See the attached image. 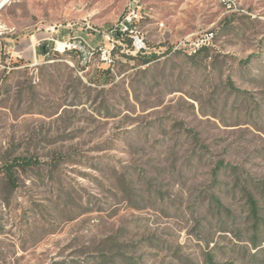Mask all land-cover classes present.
<instances>
[{
	"label": "rangeland",
	"instance_id": "1",
	"mask_svg": "<svg viewBox=\"0 0 264 264\" xmlns=\"http://www.w3.org/2000/svg\"><path fill=\"white\" fill-rule=\"evenodd\" d=\"M133 2L0 10V264H255L243 186L264 207V0H137L142 52L116 34ZM66 33L86 64L54 49ZM16 155L40 164L9 192Z\"/></svg>",
	"mask_w": 264,
	"mask_h": 264
},
{
	"label": "trees",
	"instance_id": "2",
	"mask_svg": "<svg viewBox=\"0 0 264 264\" xmlns=\"http://www.w3.org/2000/svg\"><path fill=\"white\" fill-rule=\"evenodd\" d=\"M116 34L119 36V38L126 36L127 37L126 40L129 46H133V38L129 37L128 34L123 33L119 30L117 31ZM48 50L49 49L47 43L38 47L39 53H47ZM208 50L209 47L207 45H202L199 48L195 49L194 52L198 54ZM139 52H142V49ZM153 56L146 57L144 59L145 60L144 62H150ZM14 65H18V64L15 63ZM106 71L110 73L109 69ZM229 86L232 91L242 92L241 90H239L234 86L231 79H229ZM38 164H40L39 159L31 156H21V155H16L15 157H13L12 160L5 161L1 167L2 168L1 171L4 174V178L6 180L9 192L14 191L19 187L20 172H25L27 169L37 166ZM217 175H218V170L216 169L215 176ZM257 184L260 185L262 192L264 193V182H260ZM243 187L245 189L247 204L249 206L250 219L252 220V224H251L252 236L250 237L249 242L253 246L255 251L251 254V260L254 261L255 264H264V246H263L264 237H262V239L260 238V234L262 233L264 234V212H263L264 207H261L258 198L251 191L248 190L247 185L246 186L244 185ZM119 255L122 258V260L126 259L133 264V260L131 258L124 257L125 255L119 251H117L114 256H119ZM209 263L215 264L212 257L209 259Z\"/></svg>",
	"mask_w": 264,
	"mask_h": 264
},
{
	"label": "built area",
	"instance_id": "3",
	"mask_svg": "<svg viewBox=\"0 0 264 264\" xmlns=\"http://www.w3.org/2000/svg\"><path fill=\"white\" fill-rule=\"evenodd\" d=\"M245 0H222V2H218L226 11L228 12H239L243 10V3ZM137 2V0H134ZM132 3L129 7L128 12H126L123 16V20L121 21L119 27L116 29V32L119 30L123 33L130 34L134 32V28L136 27V23L140 20V10L138 9L137 3ZM133 38V45L137 50H141L145 48V43L142 38L138 35L131 36ZM211 39V33L206 35V38L200 39L196 43V48H199L202 45H205L207 40ZM54 40V49L58 52H76L82 58V62L84 64L87 63V58L89 54H92L90 47H87L82 40L75 39L73 37H69L65 40L63 39H53ZM194 49V51H195ZM105 54V53H104ZM106 55V54H105Z\"/></svg>",
	"mask_w": 264,
	"mask_h": 264
},
{
	"label": "bare ground",
	"instance_id": "4",
	"mask_svg": "<svg viewBox=\"0 0 264 264\" xmlns=\"http://www.w3.org/2000/svg\"><path fill=\"white\" fill-rule=\"evenodd\" d=\"M11 0H0V3L4 4L3 6L0 5V10L7 4L9 3ZM222 2V0H220Z\"/></svg>",
	"mask_w": 264,
	"mask_h": 264
},
{
	"label": "crops",
	"instance_id": "5",
	"mask_svg": "<svg viewBox=\"0 0 264 264\" xmlns=\"http://www.w3.org/2000/svg\"><path fill=\"white\" fill-rule=\"evenodd\" d=\"M60 35H61V34H60ZM67 35H68V33H66V34H65L64 38H63V37H61V36H59V38H61V39L65 40V39H67ZM59 38H58V39H59Z\"/></svg>",
	"mask_w": 264,
	"mask_h": 264
},
{
	"label": "water",
	"instance_id": "6",
	"mask_svg": "<svg viewBox=\"0 0 264 264\" xmlns=\"http://www.w3.org/2000/svg\"><path fill=\"white\" fill-rule=\"evenodd\" d=\"M1 6H3L4 4L0 3Z\"/></svg>",
	"mask_w": 264,
	"mask_h": 264
}]
</instances>
